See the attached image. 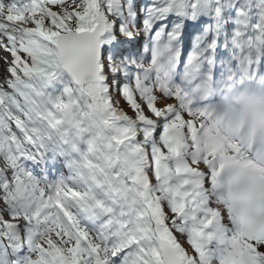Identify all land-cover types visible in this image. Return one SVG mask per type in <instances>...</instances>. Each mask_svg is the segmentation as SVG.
<instances>
[{
  "label": "snow or ice",
  "instance_id": "snow-or-ice-1",
  "mask_svg": "<svg viewBox=\"0 0 264 264\" xmlns=\"http://www.w3.org/2000/svg\"><path fill=\"white\" fill-rule=\"evenodd\" d=\"M0 53V264H264V144L196 122L264 0H0Z\"/></svg>",
  "mask_w": 264,
  "mask_h": 264
},
{
  "label": "rangeland",
  "instance_id": "rangeland-1",
  "mask_svg": "<svg viewBox=\"0 0 264 264\" xmlns=\"http://www.w3.org/2000/svg\"><path fill=\"white\" fill-rule=\"evenodd\" d=\"M187 118V117H186ZM187 119H192V118H187ZM200 121H203V119H201L200 117H198V115L196 116V122H197V125H200V124H203V123H201ZM202 135L203 136H207V137H209V139L210 138H212V136H209L208 135V133L205 131V129H203V133H202ZM215 136V135H214ZM215 140H216V142H218V140H217V137L215 136Z\"/></svg>",
  "mask_w": 264,
  "mask_h": 264
},
{
  "label": "bare ground",
  "instance_id": "bare-ground-1",
  "mask_svg": "<svg viewBox=\"0 0 264 264\" xmlns=\"http://www.w3.org/2000/svg\"><path fill=\"white\" fill-rule=\"evenodd\" d=\"M0 54H2V53H0Z\"/></svg>",
  "mask_w": 264,
  "mask_h": 264
}]
</instances>
